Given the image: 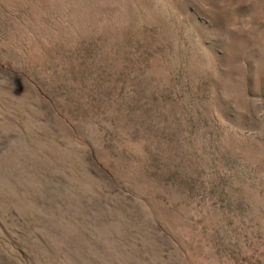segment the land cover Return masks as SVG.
Listing matches in <instances>:
<instances>
[{
    "label": "rangeland",
    "instance_id": "374dc122",
    "mask_svg": "<svg viewBox=\"0 0 264 264\" xmlns=\"http://www.w3.org/2000/svg\"><path fill=\"white\" fill-rule=\"evenodd\" d=\"M0 264H264V0H0Z\"/></svg>",
    "mask_w": 264,
    "mask_h": 264
}]
</instances>
